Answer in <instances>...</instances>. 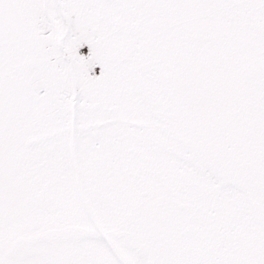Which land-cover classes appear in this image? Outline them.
<instances>
[{
	"label": "snow or ice",
	"instance_id": "snow-or-ice-1",
	"mask_svg": "<svg viewBox=\"0 0 264 264\" xmlns=\"http://www.w3.org/2000/svg\"><path fill=\"white\" fill-rule=\"evenodd\" d=\"M0 264H264V0H0Z\"/></svg>",
	"mask_w": 264,
	"mask_h": 264
}]
</instances>
